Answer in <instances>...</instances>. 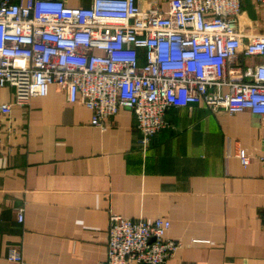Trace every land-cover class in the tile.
I'll return each instance as SVG.
<instances>
[{"label": "crops", "instance_id": "0c3cea01", "mask_svg": "<svg viewBox=\"0 0 264 264\" xmlns=\"http://www.w3.org/2000/svg\"><path fill=\"white\" fill-rule=\"evenodd\" d=\"M246 2L264 32V12ZM14 97L0 87V106L11 105L0 111V264H102L113 215L170 220L182 248L168 264H264V116L174 107L144 149L128 108L102 129L56 85L28 106ZM238 148L254 156L247 167Z\"/></svg>", "mask_w": 264, "mask_h": 264}, {"label": "built area", "instance_id": "2783aa9c", "mask_svg": "<svg viewBox=\"0 0 264 264\" xmlns=\"http://www.w3.org/2000/svg\"><path fill=\"white\" fill-rule=\"evenodd\" d=\"M252 2L264 12V0ZM256 28L244 0H0V87L28 106L56 85L102 129L128 108L145 149L174 107L264 116V64L243 63L264 57ZM236 157L247 167L254 156L238 148ZM16 212L24 223L25 208ZM170 229L166 218L111 216L102 264H168L182 248Z\"/></svg>", "mask_w": 264, "mask_h": 264}, {"label": "rangeland", "instance_id": "374dc122", "mask_svg": "<svg viewBox=\"0 0 264 264\" xmlns=\"http://www.w3.org/2000/svg\"><path fill=\"white\" fill-rule=\"evenodd\" d=\"M245 7L248 8V2H246ZM256 30H257V29H255V31H256ZM256 32H257V31H256Z\"/></svg>", "mask_w": 264, "mask_h": 264}, {"label": "trees", "instance_id": "16d2710c", "mask_svg": "<svg viewBox=\"0 0 264 264\" xmlns=\"http://www.w3.org/2000/svg\"><path fill=\"white\" fill-rule=\"evenodd\" d=\"M247 12V11H246ZM248 14V13H247Z\"/></svg>", "mask_w": 264, "mask_h": 264}]
</instances>
